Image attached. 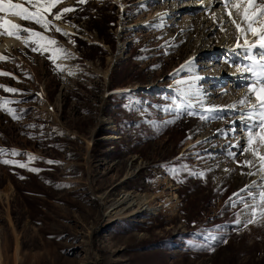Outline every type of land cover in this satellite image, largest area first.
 I'll list each match as a JSON object with an SVG mask.
<instances>
[{
    "label": "rangeland",
    "instance_id": "rangeland-1",
    "mask_svg": "<svg viewBox=\"0 0 264 264\" xmlns=\"http://www.w3.org/2000/svg\"><path fill=\"white\" fill-rule=\"evenodd\" d=\"M196 1L65 0L47 29L0 13L44 37L0 35V264H264V176L240 166L259 117L232 76L257 84L260 57Z\"/></svg>",
    "mask_w": 264,
    "mask_h": 264
},
{
    "label": "snow or ice",
    "instance_id": "snow-or-ice-1",
    "mask_svg": "<svg viewBox=\"0 0 264 264\" xmlns=\"http://www.w3.org/2000/svg\"><path fill=\"white\" fill-rule=\"evenodd\" d=\"M65 0H26V3L31 5L35 11H30L27 7H24L20 3H15L14 0H0V13L7 14L9 16L19 17L25 21H32L37 25L47 29L50 27V22L46 19V13H51V10L57 5L64 3ZM79 4H86L88 0H77ZM225 9L227 10V15L231 23L235 26L237 32L241 37H244V45L252 46L247 39V36L251 34L253 37H258L260 42V47L264 48V0H223ZM77 9L74 7H65L61 11L54 14L55 20H61L62 17L71 12H75ZM235 10V14L233 12ZM57 32H60L61 29L56 28ZM31 33L32 36L40 37L44 39L40 33L33 31L27 27H22L19 24L13 23L12 21L6 19L4 16H0V35H7L14 37L16 39H21L19 33ZM65 36L70 35L67 32L62 33ZM27 43V41H25ZM49 44L55 45L57 42L55 40H49ZM237 47H241L237 43ZM59 51H63L62 49ZM264 55V54H262ZM5 59V57L0 56V60ZM254 63L260 65V69L256 72L258 77H261L257 81V84L249 88V92L252 94L253 100L249 101L247 97L244 100L240 101L242 104L250 103L252 109H254V115L259 117L258 124L259 130L257 133L252 131L248 132L247 138V148L243 149V154H251L255 158V162L251 159L243 161L240 166L247 167L252 169L253 167L257 168V172L264 176V60H256ZM2 76H8L9 73L0 72ZM7 92H16V89L8 88L6 86L0 85ZM9 114L12 110L9 109ZM207 111H212L208 109ZM14 119L18 117L13 116ZM204 119L205 117H201ZM7 154V150L0 149V155ZM15 150L11 152V155H18ZM229 155L234 156L233 153ZM35 159V157H29V160ZM0 163L12 164L13 161L10 160H0ZM51 163V161H49ZM17 166L27 167L26 164L20 163ZM31 171H38L36 169H29ZM246 175H256V172L249 171L248 173H243ZM247 187L241 191L247 192ZM239 196V193L236 194ZM264 205V185H261V191L259 192V203L256 207ZM246 208L250 205L245 202L244 205ZM261 216L264 218V208H261L259 213L255 210L252 212V216ZM254 220H250L249 223H254Z\"/></svg>",
    "mask_w": 264,
    "mask_h": 264
},
{
    "label": "bare ground",
    "instance_id": "bare-ground-1",
    "mask_svg": "<svg viewBox=\"0 0 264 264\" xmlns=\"http://www.w3.org/2000/svg\"><path fill=\"white\" fill-rule=\"evenodd\" d=\"M195 6H202L206 11L210 12L213 9H217L219 11L218 15H213V18L219 19V22H223V23H230L229 27L233 28V30L235 31H229L228 33H224L223 37H222V47L226 48V49H232L233 47H235L234 45V40L236 39L237 35L240 36V34L237 32L235 26L231 23L228 15H227V10L224 7V4L221 0H200V1H196L194 3ZM234 14H235V10H233ZM12 20H16V19H12ZM214 24V23H213ZM226 27V26H225ZM228 30V29H227ZM244 39V37H242ZM247 39L249 40L250 44L252 45L251 47L254 49V51H256V54L258 57H260V60H264V48H261L260 42L258 37H253L251 34H249L247 36ZM12 39H5V42L3 43V45H7L8 47L11 46L12 44ZM243 46H247L244 45L243 42ZM247 73H244L240 70H235L232 72V76L234 79L237 80V82H239V84H243L242 86L244 87L243 90H241V93L239 94H243L246 95V97L248 98L249 101L253 100L252 94L249 92V88L256 85L254 83H252L250 81V78L248 76ZM241 79V80H240ZM251 105V104H250ZM243 122L244 124L246 123L245 120H248L246 117L243 118ZM247 134V133H246ZM245 134V135H246ZM114 139V138H113ZM167 182V177L162 178V183H166ZM126 196V198H130V205L131 206H143V205H149L150 204V200L147 197V195H140L137 193H128V194H124V197ZM123 197V198H124ZM174 197V195H173ZM173 197L171 200H173ZM176 198V197H175ZM154 208V207H153Z\"/></svg>",
    "mask_w": 264,
    "mask_h": 264
}]
</instances>
